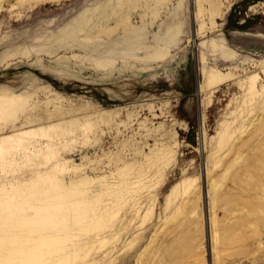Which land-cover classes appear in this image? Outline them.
<instances>
[{
  "label": "rangeland",
  "instance_id": "rangeland-1",
  "mask_svg": "<svg viewBox=\"0 0 264 264\" xmlns=\"http://www.w3.org/2000/svg\"><path fill=\"white\" fill-rule=\"evenodd\" d=\"M120 204L140 234L50 243ZM14 229L27 264H264V0H3Z\"/></svg>",
  "mask_w": 264,
  "mask_h": 264
},
{
  "label": "bare ground",
  "instance_id": "bare-ground-1",
  "mask_svg": "<svg viewBox=\"0 0 264 264\" xmlns=\"http://www.w3.org/2000/svg\"><path fill=\"white\" fill-rule=\"evenodd\" d=\"M3 0H0V5L2 4ZM213 53V52H211ZM169 158L172 159V155L169 154ZM165 161L163 160H156L154 159L153 161H151L149 163V165L147 166V168L149 170H151L153 172V169H160L162 166H165ZM117 206V205H115ZM107 207L109 208L107 212L104 213V215L97 219V218H89V221L87 220V222H83L82 225H77L76 227L70 229L68 232V235L65 236L64 238H56L55 236H49L51 240L50 243H54V242H59L61 243V245H65V242H69L70 239L79 236L78 233L79 231L84 232V234H89L92 232H95L96 230H99L100 232H102L103 234H107V233H114V232H118L121 233L122 230H127L129 229L128 232H130V234H140L143 230V228H139L136 229V227H134L135 224L134 220L136 219L137 215L131 213V210L129 212V207H124V204H120V206L118 207ZM124 223V224H123ZM121 224L124 225V227L121 226ZM133 224V228L130 229V226H132ZM15 230L13 231H9V235L5 234L0 236V264H16V258L13 259V257L15 256L16 253L22 252L23 254L21 255V257H24L23 261L20 264H27L26 261V257L25 254L26 253H33L34 255H39V249L43 248L44 245L47 244V241L49 240H43L40 239L38 243L42 244L41 245H36L34 246L31 251H26V249L28 248H21L18 249L15 246V243H10V240L14 238V234H15ZM79 237H82V235H80ZM56 239V240H55ZM53 245V244H52ZM15 246V248H14ZM68 258V257H67ZM66 258V259H67ZM35 263L33 264H42L43 260L38 261L37 259ZM30 264V263H29Z\"/></svg>",
  "mask_w": 264,
  "mask_h": 264
}]
</instances>
